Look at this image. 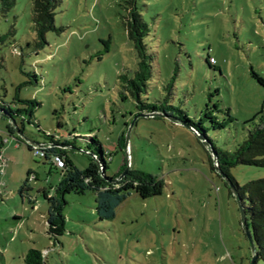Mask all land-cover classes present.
<instances>
[{
  "label": "rangeland",
  "instance_id": "1",
  "mask_svg": "<svg viewBox=\"0 0 264 264\" xmlns=\"http://www.w3.org/2000/svg\"><path fill=\"white\" fill-rule=\"evenodd\" d=\"M141 4L160 75L169 77L178 68L172 103L194 122L206 114L207 137L220 151H233L264 100V88L251 77L254 71L264 79V0ZM124 7V0H57L54 23L60 31L49 32L41 49L34 46L32 0H15L8 12L0 10V36H6L0 45V97L10 102L20 84L33 73L38 76V84L18 90L21 98L39 104L34 117L41 131L27 126L35 140L43 141L42 132L57 134L63 142L74 131L83 136L94 130L112 152L119 134L127 131L135 111L132 101L121 100L118 77L132 73L136 57L122 24ZM207 55L216 62L213 68ZM135 121L129 170L162 180V195L143 201L131 193L106 221L98 219L94 193L67 195L65 232L57 243L45 233L43 194H53L62 171L35 158L24 144L15 147L0 121L6 140L0 169V264H23L29 249L41 251L44 264H250L238 205L211 169L205 144L171 119ZM219 123L223 128L212 129ZM85 147L77 142L66 154L80 171L89 164ZM124 158V149L112 156L107 176L119 170ZM230 174L242 187L264 178V168L236 166ZM25 183L28 190L19 194Z\"/></svg>",
  "mask_w": 264,
  "mask_h": 264
},
{
  "label": "trees",
  "instance_id": "2",
  "mask_svg": "<svg viewBox=\"0 0 264 264\" xmlns=\"http://www.w3.org/2000/svg\"><path fill=\"white\" fill-rule=\"evenodd\" d=\"M141 1L124 0L126 15L123 17L122 24L127 39L134 50L136 64L130 75L118 77L120 98L122 101H132L134 116L151 113L160 114L164 117L152 118L171 119L174 123L188 128L205 144L208 149V161L211 169L215 171L217 168L221 175L226 178L227 181L216 174L223 181L229 196L237 199L235 201L238 202L243 212L257 256L254 264H264V178L247 182L244 186L239 187L230 174V169L236 166L264 168V100L260 110L246 122L249 128L246 130L244 140L231 152H223L217 149L213 141L207 137V131L202 125L203 118H207L206 114L203 118L200 117L198 122H194L188 118L183 110L172 103L178 68L175 67L172 75L165 78L160 75L159 69L156 68L152 47L147 44L146 40L150 36V27L142 15ZM14 4L15 0H0V10L6 13ZM56 5L57 0H32V23L36 49H41L47 45L46 35L49 32L58 33L60 31L54 23ZM5 37L0 36V45L4 43ZM211 59L213 58L207 55L206 63L210 68H213L216 62L212 63ZM251 77L259 86L264 88V79L261 76L252 71ZM30 78V81L24 82L16 88L10 102H6L0 97V121L6 124V134H9L19 144L23 143L15 135L13 127L28 140L41 145L40 151L43 153V157L39 159L45 160L49 166H51L53 157H58L66 163V167L60 168L62 171L61 182L53 190V194H43L48 206L45 216V233L50 241L57 243L58 238L65 232L63 209L67 205V195L81 196L87 191L94 193L95 211L99 221L111 220L115 210L131 193L143 201L162 195L165 186L162 180L141 171L128 170L127 174L116 183H108L104 180V178L116 179L125 169L124 158L121 167L112 177L106 174L112 156L124 149L125 131L117 137L112 152L104 149L98 132L94 130L86 132L83 136H79V133L74 131L63 142L60 141L61 137L57 134L53 136L49 132H42L43 141L31 137V133L27 130L28 125L41 131L34 117V112L39 104L35 100L21 98L18 93L22 86L32 83L38 84L39 79L35 73ZM130 117L132 118V115ZM132 120L130 119L129 124L125 125L126 129ZM135 123L136 121L133 122V125ZM217 126L212 129L223 128V124L219 123ZM60 127H63L61 122L58 123V128ZM77 142L84 143L86 147L83 149V153L89 159V164L83 171L70 165L66 160L67 151L74 150ZM4 143V139L0 136V164ZM27 148L31 152L30 147L27 146ZM77 150L80 151L81 149L78 148ZM101 173H103V177ZM27 190L25 183L20 187L19 194ZM22 261L23 264H44L43 253L37 249H29Z\"/></svg>",
  "mask_w": 264,
  "mask_h": 264
},
{
  "label": "water",
  "instance_id": "3",
  "mask_svg": "<svg viewBox=\"0 0 264 264\" xmlns=\"http://www.w3.org/2000/svg\"><path fill=\"white\" fill-rule=\"evenodd\" d=\"M138 117H144V118H152V117H164L160 114H157V113H151V114H145V115H138V116H135L132 120V122L130 123V125L128 126L127 128V131H126V135H125V145H124V150H125V169L123 170V172L116 178V179H106L104 178L105 181H107L108 183H116L118 182L119 180H121L128 172L129 170V162H128V142H129V134H130V130L133 126V122L138 118ZM13 131L15 133V135L22 141V143L24 145H27V146H32V147H37V148H41L42 146L41 145H38L36 143H33L32 141L28 140L26 137H24L20 132L17 131V129L15 127H13ZM216 173L218 175H220L222 177L223 180L227 181L226 178L224 176L221 175L220 171L216 168L215 169ZM101 176L103 177V173H101ZM230 187V186H229ZM237 201V199H235ZM237 205H238V210H239V215H240V226H241V230L243 231L244 235L246 236V238L248 239L249 241V245H250V251H251V261H250V264H254L256 259H257V256H256V252H255V249H254V246H253V243H252V239H251V235H250V231H249V228L246 224V221H245V218H244V215H243V212L237 202Z\"/></svg>",
  "mask_w": 264,
  "mask_h": 264
},
{
  "label": "built area",
  "instance_id": "4",
  "mask_svg": "<svg viewBox=\"0 0 264 264\" xmlns=\"http://www.w3.org/2000/svg\"><path fill=\"white\" fill-rule=\"evenodd\" d=\"M212 63H215V61L213 59H211ZM9 137H11L9 134H7ZM4 142H6V140L4 139ZM18 142L15 141V147H18ZM31 152L33 153L35 158H42L43 157V153L40 151V148L37 147H32L29 146ZM51 162L56 166V168L60 169L64 166V162L63 160L59 159L58 157H53L51 159ZM0 168H1V164H0Z\"/></svg>",
  "mask_w": 264,
  "mask_h": 264
},
{
  "label": "crops",
  "instance_id": "5",
  "mask_svg": "<svg viewBox=\"0 0 264 264\" xmlns=\"http://www.w3.org/2000/svg\"><path fill=\"white\" fill-rule=\"evenodd\" d=\"M2 127H5L4 125ZM13 139V138H12ZM14 140V139H13ZM15 141V140H14ZM9 163V162H8ZM2 165V164H1ZM2 167V166H1ZM1 169V168H0Z\"/></svg>",
  "mask_w": 264,
  "mask_h": 264
}]
</instances>
